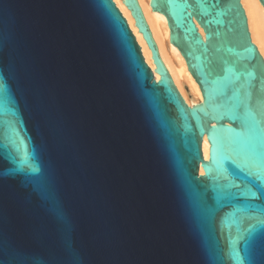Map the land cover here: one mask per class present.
Listing matches in <instances>:
<instances>
[{
	"label": "water",
	"instance_id": "water-1",
	"mask_svg": "<svg viewBox=\"0 0 264 264\" xmlns=\"http://www.w3.org/2000/svg\"><path fill=\"white\" fill-rule=\"evenodd\" d=\"M108 2L110 17L97 0H0V264H264V192L247 195L264 173L245 162L264 159V59L240 0H150L198 84L192 106L137 1L158 78Z\"/></svg>",
	"mask_w": 264,
	"mask_h": 264
},
{
	"label": "bare ground",
	"instance_id": "bare-ground-1",
	"mask_svg": "<svg viewBox=\"0 0 264 264\" xmlns=\"http://www.w3.org/2000/svg\"><path fill=\"white\" fill-rule=\"evenodd\" d=\"M136 1L140 7L144 20L151 31L159 56L168 70L174 85L189 106L197 104L201 100V93L198 84L190 74L179 49L169 41V28L166 17L163 13L157 10H152L150 0ZM114 2L126 18L128 25L140 46L145 61L153 71L155 78H158L159 75L154 70L155 65L151 58V52L142 33L134 24L135 19L131 14L130 9L125 5L124 0H114ZM240 3L246 15L251 40L255 43L259 53L264 59V5L258 2V0H240ZM201 147L203 156L207 159L209 143L205 135L202 137Z\"/></svg>",
	"mask_w": 264,
	"mask_h": 264
},
{
	"label": "snow or ice",
	"instance_id": "snow-or-ice-1",
	"mask_svg": "<svg viewBox=\"0 0 264 264\" xmlns=\"http://www.w3.org/2000/svg\"><path fill=\"white\" fill-rule=\"evenodd\" d=\"M100 10L106 15V16H112L113 9L111 7V4L108 2V0H97ZM223 0H213V6H219ZM262 5H264V0H258ZM197 3H199V0H197ZM128 5L129 7L135 8V2L134 0H128ZM237 7L239 8V4L237 3ZM239 14L243 16V9L239 10ZM114 26L116 28V31L119 33V38L122 43H126V37L128 36V33L126 30H123V25L122 23L119 22V17L117 15L116 21L114 22ZM9 90V85L7 81L4 78V75L2 72H0V91L2 92H7ZM225 159H228V157H225ZM26 162V161H22ZM248 165H250L252 168H255L257 171L254 173L257 178L261 175V173H264V159L257 160L255 157V152L253 150L252 154L247 156L246 161ZM205 167H208L207 165ZM18 170V169H17ZM33 171L35 172L36 169L33 168ZM196 177H188L187 175L185 176L186 182L189 184L191 181L196 180ZM250 184L252 185L251 187L248 188L247 190V195L250 198H255L257 195V192H264V187H262L260 184L256 183L255 180L250 181ZM253 188L256 189V191H253ZM251 218L256 219L257 224L259 225H264V207H259V206H254L251 209ZM256 230L255 226H252L251 232H254ZM245 256L244 259H249L248 257V248L247 246L244 249ZM233 255L235 256L236 260H240L241 257L238 252L233 250ZM209 264H220V261L217 257L213 256V254H209ZM249 264H252L251 260L249 259Z\"/></svg>",
	"mask_w": 264,
	"mask_h": 264
},
{
	"label": "rangeland",
	"instance_id": "rangeland-1",
	"mask_svg": "<svg viewBox=\"0 0 264 264\" xmlns=\"http://www.w3.org/2000/svg\"><path fill=\"white\" fill-rule=\"evenodd\" d=\"M116 4V3H115ZM117 6V5H116ZM118 7V6H117ZM120 10V9H119ZM122 13V12H121ZM123 15V14H122ZM124 16V15H123ZM131 29V28H130ZM137 41V40H136ZM138 43V42H137Z\"/></svg>",
	"mask_w": 264,
	"mask_h": 264
}]
</instances>
